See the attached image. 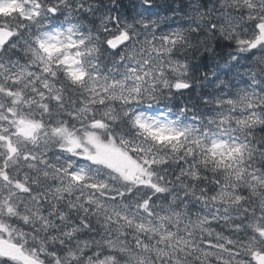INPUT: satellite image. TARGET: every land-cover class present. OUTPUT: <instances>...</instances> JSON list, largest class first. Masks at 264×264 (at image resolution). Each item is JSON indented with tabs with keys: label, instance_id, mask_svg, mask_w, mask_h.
Returning <instances> with one entry per match:
<instances>
[{
	"label": "snow or ice",
	"instance_id": "snow-or-ice-1",
	"mask_svg": "<svg viewBox=\"0 0 264 264\" xmlns=\"http://www.w3.org/2000/svg\"><path fill=\"white\" fill-rule=\"evenodd\" d=\"M158 7L0 0V264H264V0Z\"/></svg>",
	"mask_w": 264,
	"mask_h": 264
},
{
	"label": "clouds",
	"instance_id": "clouds-1",
	"mask_svg": "<svg viewBox=\"0 0 264 264\" xmlns=\"http://www.w3.org/2000/svg\"><path fill=\"white\" fill-rule=\"evenodd\" d=\"M192 0H157L158 8L157 11L161 16L167 15L170 18H176V13L173 11H170V9H179L180 7H183L185 11L188 10V6L191 4ZM105 3H107V0H105ZM204 3H207V0H204ZM210 7V6H209ZM203 11V7L201 8ZM180 15L182 16L183 13L181 12ZM193 43H196V37L193 36ZM227 43L225 41H220L218 45H216V51L220 53V58L226 57L227 55ZM193 63H198V66L201 65H207L211 67L212 65L209 63V58L204 57L203 60H201L199 57H197L196 61H193ZM262 68H264V65H261ZM226 71V69H224ZM220 71V69H218Z\"/></svg>",
	"mask_w": 264,
	"mask_h": 264
}]
</instances>
